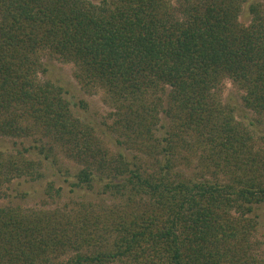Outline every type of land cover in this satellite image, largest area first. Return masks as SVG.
<instances>
[{"label":"trees","instance_id":"obj_1","mask_svg":"<svg viewBox=\"0 0 264 264\" xmlns=\"http://www.w3.org/2000/svg\"><path fill=\"white\" fill-rule=\"evenodd\" d=\"M246 3L0 0V136L34 138L43 160L61 152L80 166L75 186L111 197L0 207V264H264L254 214L264 209V150L253 139L264 116V1L248 4L242 24ZM44 57L71 63L85 92L103 91L107 135L40 77ZM226 79L242 105L223 102ZM24 153L0 155V191L42 178L43 160ZM194 157L201 172L190 176Z\"/></svg>","mask_w":264,"mask_h":264},{"label":"rangeland","instance_id":"obj_2","mask_svg":"<svg viewBox=\"0 0 264 264\" xmlns=\"http://www.w3.org/2000/svg\"><path fill=\"white\" fill-rule=\"evenodd\" d=\"M181 0H173L176 10L181 8ZM252 1L264 0H247L243 5L239 15V21L242 24H248L250 14L248 4ZM44 66L47 69L40 77L50 80L57 86L63 88L64 97L69 101L73 113L79 118L93 125L99 134H108L105 126L110 123L106 115L110 108L104 102V95L101 89L85 92L73 77V66L71 63L59 62L49 57L43 58ZM242 92L229 79L224 81L221 97L223 102L237 105L241 104ZM80 101H82L80 104ZM84 105V106H83ZM255 127L253 139L256 150H264V116ZM34 138H10L0 136V155L2 157L15 156L18 151L25 152L24 155L35 159L43 160L44 154H40L36 148ZM40 144V143H38ZM35 147V148H34ZM24 149H27L26 152ZM13 156V157H14ZM55 162L52 157L43 160L42 178L32 180L27 176L13 178L11 182L2 185L0 191V207H13L34 210H56L65 209V206H74L80 201H99L101 198H111L108 194L101 191V186L96 184L93 188L85 186H75V173L80 168L78 164L65 159L64 155L59 152L55 155ZM197 157L192 158L185 168V172L190 176L201 172V165ZM198 177V176H197ZM51 186V187H50ZM119 199V198H118ZM114 200L112 199V202ZM254 214L259 221L256 238L260 241V253L264 258V209L259 206L255 208Z\"/></svg>","mask_w":264,"mask_h":264}]
</instances>
